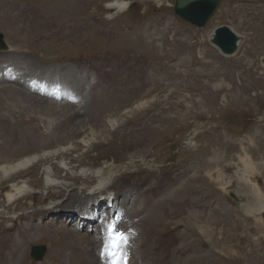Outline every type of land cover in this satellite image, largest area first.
I'll return each mask as SVG.
<instances>
[{
  "label": "rangeland",
  "instance_id": "rangeland-1",
  "mask_svg": "<svg viewBox=\"0 0 264 264\" xmlns=\"http://www.w3.org/2000/svg\"><path fill=\"white\" fill-rule=\"evenodd\" d=\"M47 1L0 0V60L12 59L18 66L31 62L40 68L63 97L53 99L56 102H67V87L69 98L79 99L85 93L88 106L82 112L83 123L87 131L93 130L95 143L90 148L81 142L83 136L58 141L57 148L77 150L45 166L50 183L56 186L53 195L42 188L48 174H41L40 166L21 177L33 193L11 206L5 196L9 182L4 183L0 204L20 219L0 215V238L18 235L25 242V264H42L50 263L56 252L53 237L68 236L86 246L87 241L79 240L82 234H99L97 225L89 231L93 222L85 218V211L70 225L65 217L51 224L47 218L54 216L44 210L51 200H64L65 191L59 187L71 184L75 192L84 194L81 184L97 183H91L93 178H68L76 171L70 159H78L90 148L91 155L82 160L78 174L109 165L110 170L129 168L121 172L123 182L117 187L106 192L98 188L105 195L114 192L115 204L124 207L121 228L130 226L136 233L132 226L146 215L163 220V231L169 230L168 242L145 241L150 248H159L151 251L154 258L142 248L139 264L159 260L163 264L169 246L179 243L169 239L190 221L196 223L200 241L212 238L213 259L264 264V49L260 46L264 0H222L200 27L176 12V0H119L126 4L121 11L108 7L117 0H63L70 12L59 6L62 0ZM222 26L241 38L233 54H224L212 43L215 30ZM69 98V103L78 102ZM3 106L7 109L8 103ZM43 137L23 135L16 147L19 155L10 159L54 147L51 135ZM143 152L152 156L142 159ZM55 163L63 167L60 174L53 172ZM83 204V199H71L54 214L82 210ZM101 208L93 206V215ZM107 208L109 212L112 207ZM45 211V216L40 214ZM26 212L36 213L37 218L25 217ZM26 223L38 224L26 232ZM126 231L130 243L134 233ZM65 243L71 247V241ZM34 246L43 248L40 260L32 256ZM128 251L132 254V248ZM179 261L184 259L174 264Z\"/></svg>",
  "mask_w": 264,
  "mask_h": 264
},
{
  "label": "bare ground",
  "instance_id": "bare-ground-1",
  "mask_svg": "<svg viewBox=\"0 0 264 264\" xmlns=\"http://www.w3.org/2000/svg\"><path fill=\"white\" fill-rule=\"evenodd\" d=\"M13 1L15 0H12V2ZM237 1H249V0H237ZM250 1H262V0H250ZM47 2L51 4L52 0H48ZM63 2H64L63 0L58 1V3L60 4L59 6H61L62 9H65L67 11L69 10L70 12L71 9L69 3L68 5L65 6ZM74 2L75 1H72L71 4H73ZM23 6L27 10L26 4L25 5L23 4ZM108 7L110 9H118V11L119 10L121 11L123 9L124 10L126 9V4L124 1L117 0L108 3ZM32 11L35 13L34 9H32ZM239 42L240 40L238 41V46H239ZM260 46L262 49H264V36L261 40ZM5 47H7V45ZM254 61H256V58ZM24 65L25 66H18V64L14 62L12 59L0 60V189L2 188V185H5L4 183L9 182V184H7L9 186V189L8 191H6L5 194L7 199V206H11L15 202L20 201L26 195H30L33 193L32 191L33 189H31L27 184H25V181L21 180V177H23L24 174H27L28 172L35 170L36 168L38 169V166L43 168L41 174H45V175L48 174V177L45 178L46 180L44 179V183H42V188L48 189L49 194L51 195L54 194L53 192L56 189V186L53 183H50V181H52L51 176H49L50 172L44 169L45 166L49 164L51 161L53 162L54 160H59L63 156H69L70 154H72L71 150L74 149L77 150V147L74 148L69 147L67 149L57 148V146L59 145L58 141H66L69 139L76 140L81 136H83V140L81 141L82 143L84 144H90L91 142H92L91 144L95 143L94 140L95 134L93 130L87 131L88 127L85 128L84 126L85 124L83 123L86 116L85 117L82 116V112L83 109H85L86 111V106H88V100L85 93H83L79 99L78 97H72L74 101H78V102H70V103L68 99L67 102L65 101L63 103V102H56L53 100V98L50 97L38 95L37 94L38 92L36 93L32 92L27 88L26 85H24L25 80L26 79L34 80V78H36L37 80L48 81V78L40 68L33 66L31 62L24 63ZM10 66H12L14 70L11 73L9 72V70L4 72L5 69H7ZM15 73H16V78H14ZM72 98H69V100H72ZM4 102L8 103L7 109H4L3 106ZM101 107L104 108L105 105ZM94 118H97V116H94ZM98 121L99 119H97V122ZM42 127H48V130L45 131L42 129ZM41 134H44L43 138H46L48 135H51L50 140L53 138V142L54 141L56 142L54 147H51V149L42 150L41 152H37L34 154L32 153L27 154L17 160L10 159V158H14L16 155H19L18 149H16V147L23 135H30L32 136V138H36V136H41ZM90 148H92V145L90 146ZM25 149H21V150H25ZM89 149L87 148L83 153H81L78 156V159L75 158L70 159L69 163L71 164L72 169L76 171L73 175H69L68 178H70V180L75 179L78 181L80 180L84 181L86 178H93V181L91 183H94L95 181L99 183L98 184L96 183L95 185L91 186L88 184L90 182L88 181L84 182L85 183L84 185L91 186L90 191H86L85 188L86 186L81 184V187H84L83 190L84 194L79 193V191L75 192L72 189L73 186L71 184L65 185L64 187L62 186L59 187L60 191L61 190L65 191L64 192L65 194L62 195L65 196L64 200L61 199L59 200L58 199L59 197H57L56 199L58 200H51L48 203L47 207L44 208V210H46L47 212L50 211L48 212L50 216H54L51 220L49 216L48 218L46 217L47 221L49 222L51 221V224L55 221V218L65 217L68 219L70 225H72L74 221L80 219L79 216H81V214L84 211L90 214V216H93V212H94V210L92 209L93 206L103 207L104 205L105 207L111 204L112 209L118 206L115 204V201L112 196L114 195V192L112 193V195L111 193L110 195H105L103 193H100L99 191L106 192V190H109L108 188H110L111 186H113L114 188L117 187L121 182H123V177L121 172H127L129 171V168L126 167L122 168L120 166V167H113L112 170H110L111 165H109L99 170L97 169V171H95L94 169L93 170L89 169L88 171H86V173L81 172V174H78L77 170L78 167L80 168L82 166V160L90 157L91 155L90 152H88ZM143 153H142L143 155L142 159L150 158L152 156V153H145V152ZM131 163L134 164L135 162L133 161ZM52 168L55 174H60L62 172L63 167L55 163L52 164ZM112 180H114L115 183H113L114 181ZM98 188H101V190L98 191ZM79 198L83 199L84 204L82 210L79 211L71 210V211H65L60 214H54L57 212V210L60 207L67 204L69 200L79 199ZM89 199L91 200L89 201ZM0 205L5 207L4 209H1L0 206L1 217L4 218L6 215L7 216L9 215L10 218L12 219H16V217L17 218L20 217V215L12 217L10 215L11 211L7 212L6 205L5 204L3 205V202H1ZM46 211L40 214L45 216V214L47 213ZM34 214H30L29 216V213L26 212L25 217H29L33 219L37 218L36 216H34ZM152 215H154V213ZM39 221L40 223L42 222L41 219H39ZM155 221L156 219H152V220L147 219L145 215L136 224L132 226V228L135 227V230H137V232L134 233V235H132V239L130 238L131 235L129 236L131 241L130 244L128 245V249L132 248V254H131L132 258L134 257L136 259L133 260L131 258L132 264L140 263L139 261L140 259H142L140 257H143L141 254L142 248H144L147 251L150 257L153 255L151 251L154 252L159 248V246L156 247L152 246V248H150L148 245L145 244V241H147V243L152 242L153 244H157V241H159L158 239L163 238V242H168L166 239L169 237L170 234H169V230L163 231V220H157L156 222ZM6 224L7 223H5V227L9 228L8 230L13 229L12 225H6ZM37 224L38 223H35V225L26 223V225H24L25 231L27 232L30 228L37 226ZM77 224L78 225L80 224L79 221L77 222ZM184 225L185 227L183 231H181L180 233H174L175 236H173L172 239H169V242H172L173 244H176L177 242L179 243L175 248H171L169 246V248L167 249V254L163 255V264H174V260L180 258L184 259V262L181 264H228V262H231V264H237L235 260L228 261L226 260V258L223 260L213 259L209 247L212 244V240H211L212 238L208 239L209 241L202 242L198 238L196 223L190 221V223L186 222L184 223ZM160 231L161 232L163 231V237L159 236L158 233ZM99 232H100L99 234L93 233L94 235L92 237H89L87 234H82L79 237V240H81V242L83 243H85L86 241L88 242L86 246H81L78 243H73L74 240L72 238H67L68 236L53 237L52 244L56 246V252L53 255L52 261L50 263L43 262L42 264L44 263L45 264H102L101 263L102 261L99 260L101 256L104 254L101 251V247L99 248V245L102 244V242L100 241L99 243H96V241L99 240L98 239L99 237L101 239L100 227H99ZM140 236H141L140 243H134L133 241L135 239H138ZM222 236L224 237V234ZM70 241H71V247L67 246L65 243ZM109 244H111V242H109ZM24 245L25 242L21 240L18 237V235L17 237L8 235L6 237L0 238V264H25V256L23 255V248L25 247ZM143 245L146 246L143 247ZM137 246H139V250H137ZM135 247H136V251L134 250ZM105 252L108 251L105 250ZM151 258H154V256H152ZM158 262L160 263V260ZM180 262L181 261H179V264ZM35 263L31 261L30 264H35Z\"/></svg>",
  "mask_w": 264,
  "mask_h": 264
},
{
  "label": "water",
  "instance_id": "water-1",
  "mask_svg": "<svg viewBox=\"0 0 264 264\" xmlns=\"http://www.w3.org/2000/svg\"><path fill=\"white\" fill-rule=\"evenodd\" d=\"M220 2L221 0H176L175 10L190 23L204 26L217 10ZM240 39V36L238 37L228 26H222L215 30V35L211 40L224 54H233L238 49ZM0 46H3L1 39ZM32 256L40 260L43 256V248L35 246Z\"/></svg>",
  "mask_w": 264,
  "mask_h": 264
},
{
  "label": "snow or ice",
  "instance_id": "snow-or-ice-1",
  "mask_svg": "<svg viewBox=\"0 0 264 264\" xmlns=\"http://www.w3.org/2000/svg\"><path fill=\"white\" fill-rule=\"evenodd\" d=\"M110 227V232L113 235H118V239L120 240L121 243H126V236L123 233H118L116 232V226L113 223ZM117 256H119V259H117ZM113 264H127V259L125 254L122 251H118V253L114 254L113 256Z\"/></svg>",
  "mask_w": 264,
  "mask_h": 264
},
{
  "label": "clouds",
  "instance_id": "clouds-1",
  "mask_svg": "<svg viewBox=\"0 0 264 264\" xmlns=\"http://www.w3.org/2000/svg\"><path fill=\"white\" fill-rule=\"evenodd\" d=\"M197 26H198V25H197ZM199 27H200V26H199ZM233 31H234V30H233ZM98 225H99V224H98ZM99 227H100V225H99ZM99 227H98V228H99ZM100 229H101V228H100ZM117 229H118V230H119V229H124V230H128V229H129L130 232H131V234L134 233V231L131 229L130 226H129L128 229L120 228V226L117 227L116 230H117ZM99 233H100V232H99ZM103 234H104V232H101V241H102V236H103ZM102 243H103V242H102ZM129 244H130V243H129ZM129 244H128V245H129ZM128 245H127V247H128ZM100 247H102V244H101ZM127 250H128V249H127ZM131 256H132V255L129 253V259H128V263H129V264H132V263H131V261H132V260H131ZM101 261L104 262V260H102V259H101ZM104 264H111V263L104 262Z\"/></svg>",
  "mask_w": 264,
  "mask_h": 264
}]
</instances>
